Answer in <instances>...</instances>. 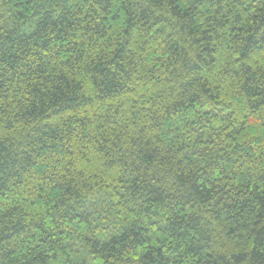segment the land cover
<instances>
[{
  "label": "trees",
  "instance_id": "1",
  "mask_svg": "<svg viewBox=\"0 0 264 264\" xmlns=\"http://www.w3.org/2000/svg\"><path fill=\"white\" fill-rule=\"evenodd\" d=\"M0 264H264V0H0Z\"/></svg>",
  "mask_w": 264,
  "mask_h": 264
}]
</instances>
